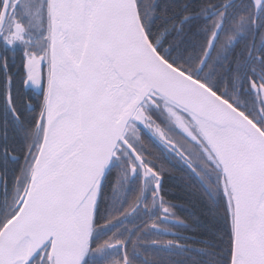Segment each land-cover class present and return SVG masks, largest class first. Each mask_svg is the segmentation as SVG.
Listing matches in <instances>:
<instances>
[{"label": "water", "instance_id": "95a60500", "mask_svg": "<svg viewBox=\"0 0 264 264\" xmlns=\"http://www.w3.org/2000/svg\"><path fill=\"white\" fill-rule=\"evenodd\" d=\"M230 0L224 6L233 4ZM17 3V2H16ZM259 3V0H256ZM50 58L42 144L16 214L0 229V264H16L28 237L29 264L49 245L48 264H81L80 207L96 199L131 123L142 126V108L161 99L185 114L216 159L231 196L235 264H264V131L227 101L161 57L149 41L136 0H49ZM10 0H4L0 33ZM222 25L201 60L210 57ZM76 100L79 124H53ZM72 127V128H71ZM177 155L190 162L174 144ZM159 185L156 193L159 196ZM93 224V223H92Z\"/></svg>", "mask_w": 264, "mask_h": 264}, {"label": "trees", "instance_id": "16d2710c", "mask_svg": "<svg viewBox=\"0 0 264 264\" xmlns=\"http://www.w3.org/2000/svg\"><path fill=\"white\" fill-rule=\"evenodd\" d=\"M228 1L140 0L138 13L143 31L152 45L156 46V50L159 45L157 52L164 61L208 87L244 113L248 119L258 121L259 128L264 131V110L259 111L264 106L255 92L248 87V74L246 75L241 68L251 48L253 36L258 38L264 30V7L260 12L261 27L259 31H255L252 27L256 15L254 6L248 5V0H237L225 8L223 5ZM220 24L222 29L217 46L214 47L205 66L201 68V59L213 32ZM262 55L261 63L254 65L256 71L260 67L264 71V47ZM5 56L8 57L7 67L0 71V169L4 168V173H0V229L16 213L15 203L18 200L16 177L21 164L22 167L24 165L21 160L10 162L3 156L5 153L22 155L26 139L25 132L17 130L20 127L8 110L7 102L8 98L12 104L15 100L23 99L19 89L20 75L17 76V72L16 76L11 75L12 71H17L20 67L22 54L18 51L11 53L7 51L1 55L0 64L3 63ZM235 59L238 60L236 71L233 70L232 63ZM13 60V63H9ZM255 77L257 76L254 74L253 78ZM160 103L169 105L159 98L147 102L149 106L152 104L159 106ZM15 112L18 113L17 110ZM150 115L161 133H167L170 126H177L169 114L168 119L152 112ZM183 115L187 119L186 123L191 124L198 134L202 147L209 153L210 149L195 125L185 114ZM29 118L26 115L24 119L27 122ZM143 133L139 136V144L136 146L150 169L162 177V185L159 184L158 187L159 197L163 202H156L157 209L151 210L149 207L153 199L157 201L151 187H146L142 195L141 192L144 190L141 191L142 187H139L138 183L126 186L121 176L124 169L113 161L99 189L93 210L92 245L81 264H117L121 251L109 250L105 253L106 259L103 261L95 260L90 253L105 241L115 242L124 239L129 240V254L140 244L156 243L162 246L170 243L172 246L170 251H164L161 247L138 249L147 260L146 262L132 260L131 264H220V251L215 245L219 244L220 248H227L229 245L220 241L221 233L214 231L213 225L217 220L220 224L224 223L225 194L227 204L230 194L228 189L226 193L224 192L221 184V180L224 181L223 174L217 169L215 157L210 153L212 161L208 162L203 161L200 156V159L194 162V167L184 162L169 147L161 144L162 148L166 147L163 151ZM5 134L7 139L4 138ZM173 141L177 144L176 138ZM181 145L180 143L178 145L180 150L187 154L182 149H186V146ZM144 206L148 208L146 211L142 210ZM169 208H172L171 213L168 212ZM180 221L187 227L181 226ZM200 221H203L204 226ZM228 222L232 232L230 216ZM105 228L106 231L102 230ZM204 232L206 234L201 236ZM191 236L197 237L198 240L185 238ZM227 239L224 237L225 241ZM200 240L207 242H199ZM177 244L185 248H178ZM186 249H201L205 255Z\"/></svg>", "mask_w": 264, "mask_h": 264}, {"label": "flooded vegetation", "instance_id": "af4514ba", "mask_svg": "<svg viewBox=\"0 0 264 264\" xmlns=\"http://www.w3.org/2000/svg\"><path fill=\"white\" fill-rule=\"evenodd\" d=\"M23 2H24V0H10L9 10H8V13L6 16L4 27L0 33V58H1L2 54L6 53L3 50L4 44H8L10 46L9 50H8L9 53L14 52V51H18L22 54V61H21L20 67H18L17 71H12L11 75H12V77H14L16 75L17 76L20 75L19 76L20 78H18V79H20V82H21L19 89L22 93L21 96H23V99L20 101L19 100L17 101L14 99L15 101L12 104L8 98L7 102H8V110L11 111V113L13 114V116L15 118V121L17 122V124L20 127V128H17V130L25 132L26 139L24 140L25 142H24V146H23V151H21L22 155H12L11 153L10 154L5 153V156H3L4 159L10 160V162L21 160V162L24 163L23 167L21 164L20 171H19L20 174L18 172L17 177H16V178H18L17 184H16L17 189L18 190L21 189L22 192H23V187H25L23 182L26 178V172L28 171L30 164L33 161L35 153L37 152V150L41 146V142H42L41 139L43 138V134H44L43 129H45V118H46L45 117V115H46V109L45 108H47L46 100L48 97V82H49L48 76L50 74V67H49L50 52L47 51V55H46L45 52L43 51L42 55L33 56L31 54L34 53V51L36 50V47H34L35 45H32V44H30V46L28 45V47H29V50H28V48L26 47V44H24L23 42H21V43L16 42V45H15L10 40V36H9V35H11L9 33L10 28L7 26L11 22V20L18 18L19 22H22L23 27H24V25L26 26L28 24L25 22V18L24 17H23L24 19L22 18L23 14H24V13L22 14L23 11L21 10V8H22L21 6H22ZM3 5H4V0H0V15H1ZM228 7H229V5H228ZM48 8H49V6H48ZM225 8H227V7H225ZM45 12H44V16L46 15V18H45V21H43V22L41 21V27H42L41 29H43V30L45 29V31H46V35H45L46 40L45 41L48 42V40H49V45H50L49 15H47L48 13H45ZM20 18H22V20ZM27 33H28V31L26 30L25 35L22 36L23 39H25L24 36H26V39H27L26 41L30 40V37H31V34L30 33L27 34ZM218 40H219V38L217 39V41ZM217 41H216V44L214 45V47L217 46ZM250 47H251L249 50L250 55L248 53L245 60L242 62L241 68H242L243 72L246 73V75L248 74V77H247L248 83H249L248 87H250L251 90L253 92H255L257 97L260 99L261 105L263 104V106H264V71H263V68H261V67L259 70L256 71L255 67H254L255 63L260 64L261 60L263 59L261 56H263L262 55V49L264 47V30H263L262 34L258 36V38L255 35L253 36L252 44ZM213 50H214V48H213ZM213 50H212V52H213ZM13 62H14V60L9 61V63H13ZM232 63H233V70L236 71V65L238 63V60L235 59L232 61ZM16 72H17V74H16ZM254 74L257 76V77H255L256 79L253 78ZM160 104L161 105H159V106L156 104L155 105L152 104L151 106H149V104H147L146 107H143L142 108L143 113L145 115H147L145 117V123L142 126L137 125L136 123H131V125H129L128 131L125 135V139H126L128 145H130V147H132V149L138 155L140 161H138L134 157V155L130 152L128 147H126V146L124 147V145H122V144L117 146L118 152L116 150V153H115L116 156L113 157V160H112V163H113V161L114 162L116 161L120 165V168L124 169V171H122L121 176H122V182L125 183L126 186H127V184L133 185V183H138L139 187L140 186L142 187L141 191L144 190V192L143 191L141 192L142 195L145 193L146 187H151L152 191L154 192V194L156 195V198H157V201H156V199H153V197H151L153 199V203L149 207L151 210L157 209L158 204L156 202H158V203L161 202V198L159 197L160 196V188H159V196H158V194L156 193L155 187H156V185L161 184V178L162 177L158 176L159 173L157 175V173L155 171H152L150 169V166H148V164L146 163L145 158L139 153L140 150L137 149V146H136L139 144V136L141 135V133L144 132L147 139H149L151 142H154L160 148H162L161 147V144H162L163 146L165 145V146L169 147L170 150L173 151V149L169 145H167L163 141V139H165L167 141V143H170V142L174 143L179 148V146H178L179 144L178 143L176 144V142L173 141V139H175L178 136L179 132L173 131L172 133H170L168 131L167 133H161L156 127L157 124L152 122L153 119L151 118V115H150L151 112L156 113V114H160L161 116H163L165 118L168 115V113H165L168 108L166 109V107H163L166 104H164V103H160ZM235 109H237V108H235ZM15 110H17L18 115L15 112ZM262 110H264V108L260 109L259 111L261 112ZM238 111H240V110H238ZM167 112H168V110H167ZM242 114H244V113H242ZM26 115H27V117L28 116L30 117L27 120V122L24 119ZM179 115H180L182 121L185 123L187 130H188V133L192 137V138H190V137L187 138L186 135L184 134V137L187 141L183 140L184 143L182 145L186 146L190 149H194L193 147L188 145V144H192V143H190V141H192L195 143L194 145L202 146V143L198 137V134L192 128L191 124L188 125L186 123L187 119L182 114H179ZM166 119H168V117ZM171 119L175 123L177 122L173 117ZM248 120H250V119H248ZM250 121H252V120H250ZM253 123L259 128V126L257 125L256 122H253ZM26 124H28V125H26ZM176 124L179 125L178 123H176ZM259 130H261V128H259ZM132 134H134V135H132ZM174 134L176 135L175 138H173ZM180 134H182V133H180ZM165 135H167V137L170 139H168ZM163 148H166V147H163ZM163 151H165V150L163 149ZM176 155H177V153H176ZM184 155L190 160V162H187V163L190 164L191 166L195 167L194 162L198 161L199 156L197 154L196 155L194 154V156L196 158H193V157H191L190 154H189L190 156L188 154H184ZM178 156H180V155H178ZM181 159L184 162H186V160H184L183 157H181ZM119 172H121V171H119ZM0 173L1 174L4 173V168L0 169ZM126 189H128V188H126ZM144 201L146 202L147 199H144ZM146 206H144L142 208V210L146 211L148 209ZM92 231H93V224H92ZM49 249H50L49 245L46 246L43 250H41L36 255V257L29 264H48ZM120 251H121V255H122L123 249Z\"/></svg>", "mask_w": 264, "mask_h": 264}, {"label": "rangeland", "instance_id": "374dc122", "mask_svg": "<svg viewBox=\"0 0 264 264\" xmlns=\"http://www.w3.org/2000/svg\"><path fill=\"white\" fill-rule=\"evenodd\" d=\"M48 3H49V0H46V3L44 4V8L42 11L41 10V0H24V2L22 3V6H21L22 7L21 10L23 11L22 14L24 13L22 18L24 17L25 22L28 23L26 25L27 27L25 25L23 27L22 22H19L18 18L11 20V22L7 26L10 28L9 33L11 35H9V36H10V40L12 41L13 44L16 45V42H19V43L23 42L24 44H26V47L28 48V50H29L28 45L29 46H30V44L35 45L34 47H36V50L34 51V53L31 54L33 56L42 55L43 51L45 52L46 55H47V51L49 52V46H48L49 40H48V42L45 41L46 40V36H45L46 31H45V29L44 30L41 29L42 28L41 27V21L42 22L45 21V18H46V15L44 16V12L46 11L45 13H48V10H49V8H48L49 4ZM22 18H20V19L22 20ZM26 30L28 31V33L31 34L30 40H28V41H26L27 40L26 36H24L25 39H23V37H22L23 35H25ZM163 107H166V109L168 108L167 109L168 112L166 110L165 113H168L170 115V117L171 118L173 117L177 121L176 123L179 124V125L174 126V127H172V126L168 127L169 128L168 131L170 133H172L173 131L179 132V134L177 133L178 134L177 137L175 134L173 136V138L176 137L177 143L183 144L184 143L183 140L187 141L184 137V134L186 135L187 138H189V137L192 138L191 135L188 133V130H187L185 123L182 121V119L179 115L182 113H179L177 110H175L170 105H165ZM180 133H182V134H180ZM190 143H192V144H190V146L193 147L194 149L190 150V148H188V147H186V149L182 148L183 150H185V153H187L188 155L190 154L191 157H193V158H196L194 156V154L195 155L197 154L199 156V159H200V156L202 157L203 161H208V162L212 161L211 150L208 153V150L205 149L204 147H202L203 145L202 146L194 145L195 143L192 141H190ZM36 159H37V156L32 161L33 165L30 164V167H29L28 171L26 172V178H25L26 180H25V182H23L24 184H26V186L23 188V191L27 187L28 182L30 181ZM223 189H224V192L226 193L227 187L225 188V186H223ZM17 191H18L17 192L18 195L16 198L18 199L23 192L21 189H19V190L17 189ZM228 205L231 206V196L229 197Z\"/></svg>", "mask_w": 264, "mask_h": 264}, {"label": "snow or ice", "instance_id": "6c2138e0", "mask_svg": "<svg viewBox=\"0 0 264 264\" xmlns=\"http://www.w3.org/2000/svg\"><path fill=\"white\" fill-rule=\"evenodd\" d=\"M45 3H46V0H41V10L42 11H43ZM248 5L255 7L256 15L254 17V21H253L252 27H253V29L255 31H259V29L261 27V25L259 23L260 12H261V8L264 7V0H259V3H256V0H248ZM139 6H140V0H137V8H138V10H139ZM9 47L10 46L8 44H4L3 45V50L5 52H7L9 50ZM157 50H159V45H157ZM249 55H250V53H249ZM7 60H8V57L5 56L3 63L0 64V71H3L7 67ZM8 83H9V94H10V90H11V80H10V78L8 79ZM17 115H18V113H17ZM254 122H256L258 124V126H259L258 121H254ZM4 138L7 139V135L6 134H5ZM161 185H162V181H161ZM161 202H163V201L161 200ZM171 211H172V208H169L168 212L171 213ZM230 214H231V209H230V206L227 204V198H226V194H225V217H224V223L220 224V222L217 220V221L214 222V225H213L214 231L221 233V235L219 237L220 241L222 243H227L229 245V247H227V248H220L219 244L215 245V247L218 248L219 251H220V264H225V262H226V264H235V262L232 259L233 234L230 231L229 222H228V217L230 216ZM200 224L202 226H204L203 225V221H200ZM180 225L183 226V227H187V225H185L183 223V221H180ZM102 230L106 231L107 228L102 229ZM205 234H206V232L201 233V236H203ZM224 237L228 238L227 241L224 240ZM185 238L186 239H191V240H194V241L198 240V238L195 237V236L185 237ZM199 242L206 243L207 241L200 240ZM91 245H92V240H91V237H90L89 238V247H91ZM128 245H129V240L128 239H124L122 241H115V242L112 241V240H108V241H105L103 244L99 245L96 248V250L94 252H91L90 254L95 260L103 261V260L106 259L105 253H108L109 250L115 249V250H118L117 252H120V250L123 249V253L120 256V259L117 262V264H131L132 260L145 261V262L147 260V257L142 256L141 252L138 249L149 248V247L150 248L161 247L162 250H164V251H170L171 248H172L170 243L164 244L162 246L158 245L156 243H152L150 245L140 244V245H138V248H134L132 250L131 254H129ZM177 247L181 248V249L185 248V246H182V245H179V244H177ZM186 250L187 251H192V252H198L201 255H205V253L201 249H186Z\"/></svg>", "mask_w": 264, "mask_h": 264}, {"label": "bare ground", "instance_id": "6f19581e", "mask_svg": "<svg viewBox=\"0 0 264 264\" xmlns=\"http://www.w3.org/2000/svg\"><path fill=\"white\" fill-rule=\"evenodd\" d=\"M220 33H221V31H220ZM213 34H214V32H213ZM56 97H57L56 94H53L52 97L50 98L49 106L47 108L48 112H50V113L53 112L54 109L58 106V98H56ZM174 109L177 110L176 108H174ZM177 111L180 112L179 110H177ZM78 117H79V113H78L77 102L74 99L72 104H71V107H68V109L65 112L61 113L58 116V118H56V120L53 124V128H52L54 133L56 135H58L61 131H63L62 128H64L68 124H71L72 127H76L79 124V118ZM41 144H42V142H41ZM39 150H40V148H39ZM38 153H39V151H38ZM38 153L36 156H38ZM221 182H222V180H221ZM92 200H93L92 194H90L88 196V198L86 199V201H83V203L80 207V221L79 222L81 225V234H82V240H83L82 243H83V247H84V252H86V250H87V247L89 244V238L92 235V232H91L92 231V222H91V211H90V210H92ZM16 212H17V210H16ZM30 247H31V238L28 237L25 241L24 246H23V252L20 255H18V257H17L16 264H23L24 263V261L27 258ZM232 247H233V244H232Z\"/></svg>", "mask_w": 264, "mask_h": 264}]
</instances>
